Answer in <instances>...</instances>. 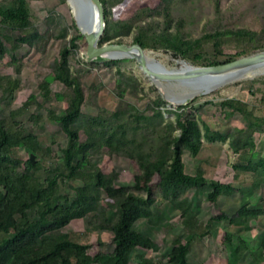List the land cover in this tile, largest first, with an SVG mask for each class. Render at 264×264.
<instances>
[{
    "label": "trees",
    "instance_id": "obj_1",
    "mask_svg": "<svg viewBox=\"0 0 264 264\" xmlns=\"http://www.w3.org/2000/svg\"><path fill=\"white\" fill-rule=\"evenodd\" d=\"M101 1L105 7L106 30L100 45L124 43L131 37L133 43L146 51L168 52L201 66L228 63L264 49V20L260 31L222 25L214 30L205 28L199 37H190V25L195 24L193 12L201 0H160L154 8L140 7L127 20L112 17V9L124 0ZM212 1L220 13L222 0ZM60 2L64 4L66 0ZM38 16L31 0H0V60L10 55L13 67L11 75H2L0 70V93L5 100L21 87L20 76L25 67L23 56L18 55L21 48L27 47L25 56L31 58L35 54L43 55L51 41L61 44L69 37L70 27L61 14L47 18L44 31L38 26ZM53 18L56 23L52 22ZM80 37L83 36L73 38L72 47L59 50L52 64L53 75L38 85L43 101L56 99L67 103L59 113L49 112L67 142L61 149L60 163L46 169L44 177L38 175L45 169L43 164L36 161L33 164L29 154L43 151L39 136L17 121L10 127L0 106V264H131L135 251L161 249L154 238L138 228L143 221L156 225L160 217L166 216L164 212L154 211L160 198L173 211L180 212L185 232L175 238L172 249L158 264H190L192 242L212 235L219 223L238 227L243 233L221 234L225 253L221 264H243L247 253L254 264H264V231H259L257 225L264 218V156L257 151L255 141V134L264 132V78L232 85L236 89L245 86L258 104L232 96L199 105H193L190 100L175 109H166L168 103L161 94L139 96L144 92L140 79L118 66L113 87L116 106L110 109L97 104L94 112L88 111L87 93H99L105 84L88 86L81 61L73 63ZM205 44L211 45V49L206 51ZM227 48H234L237 53L226 55ZM99 60L107 65L125 61ZM54 82L63 86L62 92H53ZM34 99L31 95L24 109L29 110ZM132 100L147 102L141 109ZM208 104L215 106L225 118L239 120L241 125L227 131L214 130L206 119L204 107ZM163 109L174 118H166ZM19 112L12 111V119ZM149 130L156 133L158 147L163 148L160 158L139 140V134ZM215 142H228L242 162L234 168L253 174L251 186L236 188L215 181L206 177L202 167L195 174L187 173L184 151L198 158ZM52 151L48 148V152ZM106 158L133 162L137 172L132 182L124 185L119 171L106 172L99 163ZM74 182L81 184L76 186ZM104 190L111 194L110 202L103 205ZM190 192L203 197L211 210L207 222L194 211ZM237 194L241 196L239 207L227 213L219 205L221 198ZM77 219L83 220L86 233L65 232ZM92 231L112 233L113 250L105 252L96 248L92 252L95 245L84 242V237ZM247 235H252V240ZM138 264L154 262L145 259Z\"/></svg>",
    "mask_w": 264,
    "mask_h": 264
},
{
    "label": "rangeland",
    "instance_id": "obj_2",
    "mask_svg": "<svg viewBox=\"0 0 264 264\" xmlns=\"http://www.w3.org/2000/svg\"><path fill=\"white\" fill-rule=\"evenodd\" d=\"M160 0H124L121 4L115 6L112 9V17L116 20L130 19L134 12L143 6H149L151 8L156 7ZM32 6L38 10L39 16L37 17L39 28L44 31L47 28V18H51V15L56 16L59 13L63 16L64 22L70 27L69 37L66 41L59 44L56 41H51L43 55L35 54L25 56L28 48L24 47L18 51L19 57L23 56V62L25 67L22 70L20 79L21 87L15 95H8V100H5L0 93V106L6 113V123L10 127H14V122L22 123L27 131L35 132L42 143L43 151L38 153L29 152L30 158L33 154L36 162H40L44 166V170L38 173L39 176L44 177L46 169L53 167L55 163H60L59 157L61 155V149L65 147L67 138L60 130L57 122L50 118L49 112L55 111L59 113L67 107V103L54 99L53 101H43L41 91L38 87L40 81L48 76L53 75L52 64L58 57V52L65 46L73 45V38L83 36L79 29L73 8L68 1L62 4L60 0H31ZM195 24L192 26V32L190 37H199L203 30H207L224 26L230 27H246L252 30L260 31L262 28V21L264 20V0H222L221 12H216L212 0H201L195 7ZM54 11V14H51ZM56 19V18H55ZM55 19H51L53 23H56ZM75 22V23H74ZM190 28V27H189ZM209 28V29H208ZM214 30V29H213ZM78 42V49L72 56L73 63L80 60L81 69L84 72V81L88 86L92 84L104 83L105 87L99 92L89 91L87 93L86 108L88 111H95L97 104L113 108L117 104V98L113 94V87L115 81L116 69L119 66L122 70L135 74L144 86V92L139 96L156 97L160 93V90L154 83L146 77L138 63L134 59H121L125 60L118 65H107L104 61L98 59L91 60L87 57V43L83 37H80ZM125 43H133L132 38H127ZM62 45V46H61ZM206 51L211 49V45H204ZM150 56L161 62L169 69L183 68V61L188 64H192L183 59L175 58L168 52H156L153 50L146 51ZM256 52V51H254ZM253 52V53H254ZM226 55H235L237 50L234 48H227L224 52ZM249 55V54H248ZM10 55H6L0 60V70L2 75H11L13 73V67L10 64ZM106 59V58H103ZM111 60V59H106ZM189 64V65H190ZM194 65V64H192ZM201 66V65H195ZM74 67V65H73ZM258 74L255 77L244 78L225 86H222L211 93L205 95L195 96L193 99V105H199L207 100H213L215 102L223 99L237 96L244 101H253L257 103V98L250 95L246 87H240L236 89L232 87L233 84L239 82H246L257 78H264V67L260 68ZM63 86L58 82L52 84V90L54 93L62 92ZM174 92H181L179 89H172ZM34 95L35 99L29 110L24 109V104L28 98ZM139 108L143 109L147 100L135 101ZM168 103V102H167ZM166 109H175L174 106L169 107V103ZM166 109H163L164 112ZM20 115L16 119H12L10 113L12 111H19ZM206 119L208 124L218 131H227L233 127L240 126L241 123L238 120H231L225 118V116L213 105L208 104L204 107ZM259 114H262L259 111ZM32 116H36L33 119ZM166 118H174L172 114L165 112ZM139 140L151 147L157 158L163 154V148L158 147V138L154 131H143L139 134ZM255 141L257 145V151L264 156V132L255 134ZM55 142V144H54ZM48 148H52L53 151L48 152ZM25 158L28 155L24 154ZM184 162L186 165V171L189 174H195L198 167H202L205 171L206 177L219 181L221 183L232 184L236 188L241 186H251L253 182V174L237 170L234 165L241 164L238 156L230 148L228 142H215L210 143L207 148L201 153L198 158H194L188 151H184ZM106 169V172L111 173L113 170L119 171L121 183L124 185L130 184L133 179V175L137 172V167L133 162L128 160H121L117 158H106L100 160V162ZM76 186H79L81 182H74ZM264 193V191H262ZM111 191L104 190L102 192V204L110 202L109 195ZM189 199L194 203V211L198 214L199 218L203 222H207L211 215V210L207 207L204 198L197 197L194 192H190ZM241 202L240 194L223 197L220 200V207L227 213L235 211ZM154 211L159 214L160 211L164 212L166 216L160 217L157 220L156 225H151L148 222H141L138 228L146 232L149 236L154 238L156 242L161 246L158 252H144L137 250L132 254L131 264H138L140 261L150 260L154 264H158L163 260V255L170 252L174 245V240L177 236L183 235L184 224L183 219L179 211H173L168 203H164L161 198L159 202L154 206ZM31 216H34V212L31 211ZM259 231H264V218L261 217L257 223ZM65 232L70 233H86L85 226L82 219L74 220L67 228ZM232 232L237 235L243 234L241 229L234 226H228L226 223H219L216 225L212 232V235L205 237L204 239L196 238L190 248L189 262L190 264H221V257L225 256L222 252V244L220 237L223 232ZM245 235V234H244ZM248 239L252 240V235H247ZM113 235L107 231H92L84 237V242H92V252H95L96 248L105 252H111L114 248ZM97 246V247H96ZM243 264H254V261L249 253L245 255L242 260Z\"/></svg>",
    "mask_w": 264,
    "mask_h": 264
},
{
    "label": "water",
    "instance_id": "obj_3",
    "mask_svg": "<svg viewBox=\"0 0 264 264\" xmlns=\"http://www.w3.org/2000/svg\"><path fill=\"white\" fill-rule=\"evenodd\" d=\"M73 8L76 23L87 43V57L91 60L106 58L111 60L134 59L139 67L160 90L169 107L185 105L198 95H205L227 84L242 80L246 70L264 65V49L242 56L228 63L212 66L153 70L146 61V50L138 43H106L100 45L106 30L105 7L101 0H67ZM120 56H112L113 54ZM232 74L238 79L229 80ZM181 92H174L172 89ZM35 164V157L31 155Z\"/></svg>",
    "mask_w": 264,
    "mask_h": 264
},
{
    "label": "bare ground",
    "instance_id": "obj_4",
    "mask_svg": "<svg viewBox=\"0 0 264 264\" xmlns=\"http://www.w3.org/2000/svg\"><path fill=\"white\" fill-rule=\"evenodd\" d=\"M146 61L149 65V67L153 70H159L162 71L163 69H167V67L165 65H163L161 62L157 61L155 58H153L152 56H150L147 52H146ZM112 56H120L119 54H113ZM190 65L187 62L183 61V68H188ZM262 67H264V65H262ZM262 67H254V68H250L248 70H246V77L245 78H249V77H255L258 74V70ZM169 69V68H168ZM229 80L233 81L238 79L236 74H232L229 77H227ZM244 79V78H243ZM242 79V80H243ZM154 83V82H153ZM155 84V83H154Z\"/></svg>",
    "mask_w": 264,
    "mask_h": 264
}]
</instances>
